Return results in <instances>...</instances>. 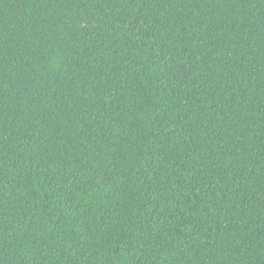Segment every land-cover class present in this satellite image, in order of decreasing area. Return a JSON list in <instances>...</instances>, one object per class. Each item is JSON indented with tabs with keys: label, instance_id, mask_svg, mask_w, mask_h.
Segmentation results:
<instances>
[{
	"label": "trees",
	"instance_id": "16d2710c",
	"mask_svg": "<svg viewBox=\"0 0 264 264\" xmlns=\"http://www.w3.org/2000/svg\"><path fill=\"white\" fill-rule=\"evenodd\" d=\"M0 264H264V0H0Z\"/></svg>",
	"mask_w": 264,
	"mask_h": 264
}]
</instances>
